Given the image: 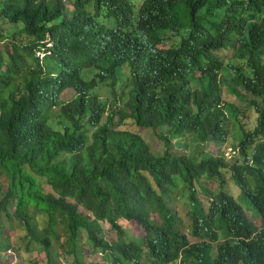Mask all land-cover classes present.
Segmentation results:
<instances>
[{"label":"trees","instance_id":"trees-1","mask_svg":"<svg viewBox=\"0 0 264 264\" xmlns=\"http://www.w3.org/2000/svg\"><path fill=\"white\" fill-rule=\"evenodd\" d=\"M71 5L0 0V24L14 29L6 33L11 51L4 48L5 58L0 51V217L22 227L29 263L39 264L32 258L38 246L46 264H60L61 255L71 264H97L85 260L83 234L110 264H264V228L228 194L225 179L229 173L264 222V0ZM220 50L232 58L221 59ZM118 85L128 88L119 100L116 91L112 100L99 93ZM66 90L74 92L68 102L60 99ZM225 91L259 101L240 109L223 101ZM247 110L256 114L252 127L242 123ZM126 123L165 128L158 134L164 154L117 128ZM229 137L235 145L226 149ZM171 141L194 149L177 155ZM207 144L220 149L208 153ZM179 187L188 192L193 243L167 207ZM119 221L137 223L144 237L128 241ZM104 222L116 241L103 237ZM2 226L0 253L9 264H25L18 249L9 255Z\"/></svg>","mask_w":264,"mask_h":264},{"label":"rangeland","instance_id":"rangeland-1","mask_svg":"<svg viewBox=\"0 0 264 264\" xmlns=\"http://www.w3.org/2000/svg\"><path fill=\"white\" fill-rule=\"evenodd\" d=\"M62 3L68 8L71 9L72 5H71V1L72 0H61ZM19 27H22L21 24L18 25ZM14 31V29H12L10 26H4L0 24V51L3 53L4 58L6 57V54L4 52V48L7 47L9 49V51H11V47L8 44L10 41V38H8L9 36H6V33H12ZM16 41L21 42L22 44H25L27 42V38L24 35H18L15 38ZM216 55L218 57H220L221 59H228V58H232V53L229 50H220L216 53ZM36 57L39 60H42V52L36 53ZM235 87V91L237 92L238 95L243 94V90L241 88V86L236 85ZM123 90V92H127L128 88H123L122 85H118L115 88H111V87H102L99 89V93L108 100H112L114 98V92L116 91L117 93V98L119 100V95L121 93V91ZM225 93L228 95H224L223 96V101L224 102H228V103H232L235 106H237L238 108L242 109L243 106L245 105V103L248 102H252V101H259L258 98H255L251 95H247L245 94V97L243 99H240V97L238 96H234L231 94H228L226 91ZM74 97V92L72 90H66L60 97V99L64 102H68L70 100H72ZM124 100H121L118 104L119 107L121 108L123 106ZM247 114L246 120L242 119V123L244 124H248L249 127H252L255 124L256 121V114L255 111L253 113H251L249 110L245 111ZM117 122V119L115 120ZM121 130H125L128 132H132L135 134H139L143 140L147 143V145L149 146L151 152L156 155V156H160L162 154H164V151L166 150V146L164 144V141L160 140V137L158 134H163L165 131V128H161L159 130L156 131H152V130H143L141 128H137L134 125L130 124V123H126L123 125H120L119 127H117ZM235 130V131H234ZM239 130L238 129H233L232 130V135H235L236 133L238 134ZM231 145H235V141L233 140L232 137H229V140L225 143V145L223 147H226V149H231ZM194 147H184L181 144H178L176 142L171 141V146H170V151L177 154V155H183V154H189V152L191 150H193ZM203 149L208 152V153H214L217 152L220 147H215L212 146L210 144L204 145ZM229 152V150H227ZM225 179L227 181L228 184H230V186L227 184L228 186V194H230L235 201L238 203V205L241 206V208L243 209V211L246 213V215L248 216V218L254 223V225L257 228H264V222L259 218L257 212L254 210V208L251 206V204L249 203V201L242 196V194H240V190L239 188L232 186L231 182H230V178H229V173L225 174ZM3 176L1 177V182L3 183ZM208 186L212 191H216L217 190V183L216 182H210L208 181ZM226 186V187H227ZM232 186V187H231ZM45 193L49 192L50 189L48 186H43ZM198 199L204 204L205 209L206 204L205 201L203 200V197L199 194L198 195ZM170 201L169 203H167V207L169 208V212L172 213V215L176 217V226L179 230H181V232H183L189 242L193 243L194 241H196L195 239H193L191 237L190 234V224H191V220L189 218V198H188V192H183L180 190V187L176 190L172 191V194L170 196ZM79 208V213L80 214H84V215H88L89 214L84 211L81 207ZM151 217L154 218V220H156V222H161L160 218L157 216V214H151ZM35 221L38 222V225L42 228L46 226V218H44V216L40 215L35 217ZM121 227L123 228L124 232H125V239L129 240H134V241H138L141 238L144 237V231L142 230V228L135 222H130V223H124V222H118ZM0 224L3 225L2 227H4L3 229V236L9 239V244L11 247V252L9 255H12V257H15V255L18 254L19 256L16 255L17 261L18 262H22L25 264H30L29 260H27V255L25 253L24 250V244L26 243V239L23 238L24 236V231H22V227L20 226L19 223H17L15 220H7L4 217H0ZM101 225V224H100ZM102 230H103V237L107 240V241H116L117 239V234L116 232L111 229V227L108 225V223L104 222L102 225ZM82 241H81V245L83 247V250L86 252L85 254L87 255V257L85 258L86 262H94L96 263V259L98 258V253H94L91 252L89 250V248L85 245V237L82 234ZM54 249L56 250V252L60 253V248L58 246V243L53 241L52 242ZM18 249V250H17ZM33 252H32V258L35 259V261H37L39 264H46V259H45V255L42 252V250L39 249L38 246H34L32 248ZM16 254H15V253ZM143 259L146 258V253L145 251H143ZM8 254V252H7ZM29 257V256H28ZM10 256L8 257V255H4V253H0V264H9L8 261ZM55 261V258H54ZM60 264H71L72 263V259L70 257H64L63 255H61V258L58 261ZM143 263L145 264V262L143 261ZM18 264V263H17ZM109 264V263H108Z\"/></svg>","mask_w":264,"mask_h":264},{"label":"built area","instance_id":"built-area-1","mask_svg":"<svg viewBox=\"0 0 264 264\" xmlns=\"http://www.w3.org/2000/svg\"><path fill=\"white\" fill-rule=\"evenodd\" d=\"M97 264H108V262L104 261L101 257V254L98 253V258L95 260Z\"/></svg>","mask_w":264,"mask_h":264},{"label":"crops","instance_id":"crops-1","mask_svg":"<svg viewBox=\"0 0 264 264\" xmlns=\"http://www.w3.org/2000/svg\"><path fill=\"white\" fill-rule=\"evenodd\" d=\"M108 262V261H107ZM109 263V262H108ZM110 264V263H109Z\"/></svg>","mask_w":264,"mask_h":264}]
</instances>
